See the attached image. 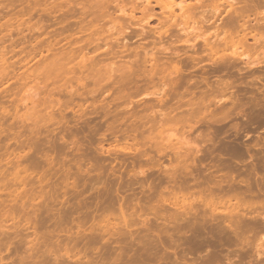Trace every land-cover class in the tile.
Wrapping results in <instances>:
<instances>
[{"label": "rangeland", "instance_id": "obj_1", "mask_svg": "<svg viewBox=\"0 0 264 264\" xmlns=\"http://www.w3.org/2000/svg\"><path fill=\"white\" fill-rule=\"evenodd\" d=\"M14 1H20V4L27 3L23 0H13V3ZM57 1L53 2L57 3ZM73 1L78 3L77 0ZM149 1L150 6L153 4L152 6L155 7L154 18L149 20L146 17L147 20L144 17L146 14L143 15L137 11L138 14L136 12L134 14L137 16L135 17L137 24L133 20L131 23L140 27L132 25L133 28L136 27L134 30L128 25L132 32H129L130 35L134 37L132 40L130 36L129 43L126 42L128 44L126 49L128 47L137 49L142 44L138 51L140 55L138 56L134 48L132 54L128 52L129 48L122 50L128 52L126 61H131L135 52L134 57L137 54L135 59L148 58L146 61L149 65L142 66L139 65L140 60H132L139 61L138 64L136 63L137 66H132V62L118 59L121 54L116 56L118 55L116 52L118 53L123 49L121 47L127 45L125 42L119 43L123 39H115L118 35L122 37L120 34L128 28V26L124 28L127 25L123 22L124 19L121 20L123 23H120L125 24L120 34L118 33L122 30L120 24V29L117 27L118 24L110 25L119 29L117 35L116 28L113 26L115 31L111 28L114 31H111L113 36L117 35L115 40L112 39L113 36L111 39L118 43V45L113 43L119 46L114 48L121 49L115 52L109 48L111 50L109 52L108 47L103 48L110 53L105 55V50L99 51L100 48L93 43L98 50L90 49L93 46L87 45L89 41L87 38L88 41L84 42L85 38L82 37L86 46L82 44L79 48L77 40L80 41L81 38L75 37L77 33H74L77 30L73 27L68 30V33L63 31L61 27L68 19H65V22L58 20L60 14L55 20L64 23L63 25L60 23L61 27H59L60 24L58 26L55 23L54 19L51 22L53 21L55 25L51 24L50 20L47 19V21L46 17L39 16L41 20H46V25L49 22L48 27L56 26L57 30L61 29L64 34L59 35L56 28L51 27L55 30L52 34V29L49 28V32L46 26L49 34H46L47 30L45 33L40 31L43 35L45 34L44 38L37 33L38 26L35 27L36 23H42V25L44 23L35 18L38 14L35 13V16H32L31 23L28 21L29 26L36 22L33 26L36 32L33 29L29 30L31 32L26 31L29 26L26 29L25 26L28 24L24 20L25 17L15 15L17 11H14L21 5L12 4V7L7 8V4L10 5L12 2L0 0L2 5V8L0 6V264H264V120L258 127L247 121L251 116V106L248 102L251 98L250 91L252 90L253 95V91L257 92L253 87L254 83L251 82L253 84L250 88V82L249 84L246 82L247 88L238 78L243 86L235 80V85L238 84L243 89L238 91L241 88L236 89L234 85L233 91L237 90V92L234 91L235 94L248 91L247 95L245 93L242 96V98L250 96L249 100L248 98L245 100L248 104L244 105L245 109L240 107L241 105L240 108L233 105L230 107L228 103L229 107H226L229 108L228 112L227 109L218 111L221 114L225 113L223 116L220 114L223 117L220 119L217 112L219 108L211 106L215 100L210 97L213 92L210 94V91H206L210 98L207 96V100L206 93H203L209 86L207 84H211L214 80L211 77L213 80L210 78L209 83L204 84L203 76L207 78L212 74L209 73L211 59L208 58V60L205 56L204 61L201 62L189 60L187 56L195 55V53L189 48L191 45H187L188 42H183L187 38L193 44L200 40L195 46L197 49L195 51L202 52L204 45L202 38L198 37L210 38L214 35V30L208 28L207 31L206 27V30L204 29L203 32L201 30V33L200 28L193 30L191 27L193 23H186V19L181 16L179 7L182 0H164L165 3L161 2L162 0ZM30 2L32 3L31 0ZM159 2L164 8L168 5L169 9L161 10L162 5L156 6ZM186 2H189L191 6L196 3L195 0ZM3 4L6 8H3ZM174 5H176L175 8ZM26 6H24L25 9H27ZM171 7L177 14L176 18L174 17L175 20L172 17H166L173 11ZM10 8L17 21L14 18L11 21ZM8 12L11 15H8ZM76 12L73 14L75 16L77 14L80 18V14ZM199 15L200 12H196L193 14V19H197ZM156 17L161 18L160 21ZM69 19L72 21L74 17L72 20ZM162 20L168 24L161 22ZM72 22L70 23L74 25ZM161 23L166 27L164 28ZM6 24L11 28H8ZM18 24L21 31L18 30ZM200 24V22L196 23L198 26ZM196 25L194 24V27ZM106 26H102V31L99 26L100 29L94 31L96 35L94 32L93 35L102 36L103 30L104 33L106 32ZM111 29L108 28L109 32ZM144 29L146 31L143 32ZM162 30L168 31L166 34L162 32L164 34L162 36L160 33ZM69 31L76 34L71 37L75 40H73L74 43L77 42L75 46L77 45L78 52L70 48L74 43L71 45L72 41L67 40L70 39ZM141 31L144 34H141ZM149 31H153L152 34H154L152 35ZM55 33L58 36L54 37ZM159 33L164 39L162 43L161 36L158 37ZM135 34L139 36L136 37ZM140 34L145 36L141 37ZM150 36H155L158 40ZM169 36L175 37L171 39ZM51 37L54 40H51L50 44L56 39H58L57 42L60 39V42L59 44L54 42L56 44L53 43L50 46L53 51L49 52L51 50L47 44L50 45ZM168 37L170 39H167ZM177 37V40L182 41L177 42ZM105 38H108L107 35ZM43 39L48 42L46 45ZM63 41L71 46L68 48L69 45L64 44ZM97 42L99 43L98 40ZM164 42L166 46H162ZM250 42L253 45L252 40ZM155 43L161 46L159 50ZM168 43L171 44L168 45ZM83 46L85 48L88 46L87 50L82 51ZM170 46L175 53L179 52L181 55L179 59L173 60L178 68L182 67L183 73H177V77L174 75L173 78L171 74L172 79L168 77L167 82L171 81L173 84L179 82L178 86L166 83L167 87H163V83L161 84L156 76L153 83L158 87H150V84L154 85L147 79L152 62L149 63V55L144 58L146 51L149 54V49L156 52L155 50L162 51L166 47L171 49ZM154 47L156 49L153 50ZM95 50L99 51V54ZM186 52L187 55H185ZM263 52L264 50L260 52L254 50V53H250L254 55V59L252 57L251 60L262 57ZM75 53H78V58L74 55ZM143 53H145L144 56ZM183 53H185L184 57ZM112 54L115 56L112 57ZM245 54L247 56V51ZM62 55L65 57L67 55V59L69 56L71 59L68 60L76 57L75 65L70 63L69 70L66 68L68 62L65 66L68 60ZM61 60H65V63ZM144 60L142 64L146 63ZM164 60L169 61L168 58ZM59 62L64 64L63 71L68 70V72L65 71L66 74L68 73L66 76L58 68L61 65ZM53 64H57V67ZM195 64H202V67ZM128 65L134 68V72L137 67V70L142 67L140 69L142 72L139 70L135 72L136 80L132 78V81H135L134 85L131 84V88L129 84L127 88L131 89H124L125 92L130 90V94L126 93L121 100L119 96H123L125 92L122 90L121 95L117 92L119 90L117 83L121 78L118 72L120 73L123 67L128 68ZM168 65L172 64L168 63ZM192 65L194 67H191ZM172 66H167L169 72ZM167 68L164 67V73L162 72L164 69L161 72L158 71L159 76L160 73L170 74ZM50 69H56V71L53 72ZM246 77L243 78L249 80V76ZM250 78L253 79L255 76ZM256 86L261 85L258 83ZM159 87H162L163 91ZM154 90L161 91L158 93L160 97H157ZM173 90L175 94H178L173 95ZM162 93L167 96L163 97ZM201 95H204L205 105L211 103L208 106L209 110L205 105L201 106V109L205 108V112L203 109L201 111L206 114L199 111L202 115L198 113L196 118L180 121L182 114L186 115L185 112L188 109H193L187 106L188 103L191 100H197ZM178 96L183 99H179ZM180 101L186 105L183 106L181 103L183 107L186 109L188 107L187 110L183 111L185 108L180 110L182 109ZM193 101L190 104L196 103ZM166 102L169 103L165 104ZM198 102L201 103V101ZM169 104L173 105L172 109L179 105L171 111ZM261 104L264 105V102ZM162 105H164V112ZM235 107H238V112L234 113ZM230 108H234L233 112L229 111ZM242 109L247 112L248 118ZM210 110L214 115H211ZM162 114L164 116L170 114L168 116L173 120L176 118L178 122H170L166 127V120L170 118L166 115L165 118H167L163 123ZM261 117L264 119L263 116ZM183 123H185L184 126ZM229 154H232L233 158L229 159ZM236 196L239 197V201ZM209 199H212L216 206L206 204Z\"/></svg>", "mask_w": 264, "mask_h": 264}, {"label": "bare ground", "instance_id": "obj_2", "mask_svg": "<svg viewBox=\"0 0 264 264\" xmlns=\"http://www.w3.org/2000/svg\"><path fill=\"white\" fill-rule=\"evenodd\" d=\"M3 1V0H2ZM9 1H11L12 3H10V5H9V3L7 4L8 6H7V8L10 6V7H12L14 4H18V6L19 5H21V7H19V8H16V5H15V8L16 9H14V11H17V12H15V15L17 14V15H19L20 17H25V18H27L28 17V19H25L24 18V20H25V22H26V24H28V25H26V24H24V26L26 27V29H27V27L29 26V23H31V18H32V16L36 13V14H38V18L35 16V18L39 21V22H41V21H43L44 23L46 22V20L48 19V20H50V22H51V20H53L54 19V21H55V23H57V25L59 26V24L61 23H63V22H65L64 20L65 19H68L67 20V22H65V24L61 27V24H60V26L59 27H61V29L64 31H67V33H68V30H71L73 27L77 30L76 32H74V33H77V35L76 34H74V36L75 37H77L78 39L79 38H81L80 39V41H78L77 40V38H75L76 40H77V42H73V37H71V36H73V34H72V32H70L69 31V33H71L69 36L67 35V37H69L70 39H67V37L66 36H64L68 41L69 40H71L72 42H70L71 43V45L73 44V47L71 46V45H69V44H67L68 42H66V41H63V43L64 44H66V45H69L68 46V48L70 47V48H72L74 51H79V49L77 50V45L75 46V44L77 43L78 44V46H79V48L81 47V45L83 44V45H85L84 44V42H87L88 40V43H87V45L88 46H93V44H95L98 48H100V50L99 51H101L103 48H107V50H115V52L118 50L119 51V49H121V48H123V49H121V51H119L118 53L116 52V54H118V55H116L117 57L121 54V56H119V60L121 61V60H123L124 59V62L127 60H125V58L127 57L126 55L128 54V52H130L131 54H132V52L134 51L133 50V48L134 49H136L135 47H133L132 49H131V47H128L129 48V51L128 52H124V51H122V50H124V49H126V47L128 46V44L127 43H129V41H130V39H132L134 36L133 35H130V33H132V32H130V29H129V26H136V25H134V23L135 24H137V22H136V18L135 17H137V16H135L134 14H135V12L138 14V12L140 11V13L141 14H143V15H145L144 17H145V19H147V18H149V20H150V18L152 19V18H154V16H155V14L153 13V9L155 8V7H153L154 5L153 4H151V6H150V1L149 0H77L78 1V3H74V1L72 0V2H70V1H62L61 0V2L58 0H55V1H57V3H55V2H53L54 0H31L32 1V3L30 2V0H23V1H27V3L26 2H22L21 4H20V1H14V3H13V0H9ZM50 1V2H49ZM76 1V0H75ZM157 2H158V0H156ZM161 1V0H160ZM164 0H162L161 2H163ZM187 0H182V3H181V5H180V3H179V5H180V7H179V9H180V13H181V16L183 17V18H185L186 19V23H188V24H192L193 23V26H191L192 27V29L193 30H197L198 28H200L199 30H200V33H201V30H202V32L203 31H205L206 29H205V27L207 28V31H208V28H209V30L212 28L213 30H214V35L212 36V37H210V38H205V37H198V38H202L201 39V41L203 42V48H202V52H197V51H195V50H197V49H195L196 47V44H198V42H200V40L194 45L193 43H190L189 41H190V39H188L187 37H185V38H187V39H185L183 42L184 43H187V45H191L189 48H191V49H193L194 51V53H195V55H188L187 57H189V60H192V61H194V60H198L199 62H201V61H204V58H205V56H207V58L206 59H211L210 61H208V62H210V63H212L211 64V67L209 66V73L211 74V75H213V76H209L208 74V77L206 78V77H204L203 76V78L205 79V83H204V80H203V83L206 85V82L207 83H209V80L208 79H210L211 77L214 79H212L211 78V80H213V82H214V84H213V82L211 81V84L209 83V84H207V85H209L208 87H206L207 88V90L205 89L204 91H203V93L205 94V99L207 98V96H208V98H209V94H207L208 92H206V91H210L209 93L211 94L212 92L213 93H215V94H213V96H211L210 95V97H213V98H211V99H215L214 100V103H215V101H216V103L214 104H212L211 105V103L208 105H205L206 104V100L208 99H204L203 98V96L201 97L200 96V98L198 97L197 98V100H195V101H193V100H191V102L193 101V102H196V103H194V104H190V103H188V105L187 106H191V107H193V109H188V107H187V109H188V111L187 112H185L186 113V115H183L182 114V116H179L180 118L182 117V119H180V121L181 120H183V121H189V120H191L192 118H196V117H198V115L199 114H201L202 115V113H203V111L205 110V108L203 109V107H204V105L206 106V109H208L209 107L208 106H213L214 108H216V106H217V108H219V109H217V112L221 109H223L222 111H226V107H229V104L228 103H230V107H231V105H233V107L234 106H240V107H243V108H245L244 107V105L246 104H248L245 100H247V98L248 97H250L251 96V98H250V101H248V102H250L249 104H250V106L248 105V109H249V107L251 108V110H250V112H251V116H249L250 118L249 119H247V121L248 122H250V124L251 125H256L255 127H258L259 125H261L262 124V121L264 120V119H261L262 117L261 116H263L264 117V115H262L261 113H263L264 114V105H262L261 103H263L264 102V52H263V56L262 57H259L258 59H256V60H251L252 59V57L254 56V55H251L252 53H254V50H256V52H260L261 50L263 51L264 50V0H195V5H189L188 3L189 2H186ZM5 2H7V0H5ZM16 2V3H15ZM52 2V3H51ZM1 3V2H0ZM24 3H26L27 4V6H26V4H24ZM163 3H165V2H163ZM13 4V5H12ZM24 4V5H23ZM169 4V3H168ZM171 4V3H170ZM173 4H174V2H173ZM4 5V4H3ZM12 5V6H11ZM153 5V6H152ZM158 5V7H159V5H162V4H160V2L159 3H156V6ZM167 5V4H166ZM1 6V8H2V5H0ZM6 5H4L3 6V8L5 7ZM17 6V7H18ZM24 6H26V8L27 9H25V7ZM173 6V5H172ZM175 6L176 5H174V8H175ZM151 7V8H150ZM153 7V8H152ZM161 7V6H160ZM6 8V7H5ZM128 8V9H127ZM152 9V10H150V9ZM162 8H163V10L165 9V8H168L169 9V7H168V5H167V7H163V5H162V7L160 8L161 10H162ZM172 8V7H171ZM174 8H172L173 9V11H171V10H169V11H171L170 12V14L168 15V16H166V17H169V18H171L172 17V19H174L175 20V18H176V16H177V14H175V12H174ZM20 9V10H19ZM1 10V9H0ZM5 10H7V9H5ZM76 10H77V12H78V14H80V18L78 17V15L76 14V16L74 15L75 14V12H76ZM151 12H150V11ZM13 11V10H12ZM11 11V8L9 9V12L11 13L12 12ZM20 11V12H19ZM138 11V12H137ZM141 11H143V12H141ZM149 11V12H148ZM194 11H196V12H200V15L197 17V19H193L194 18V16H193V14H195L196 12H194ZM1 12V11H0ZM9 12H8V15H11V14H9ZM21 12H23L22 14H21ZM76 12V13H77ZM145 12V13H144ZM148 12V13H147ZM155 12V11H154ZM14 12H12V19H11V21L12 20H16L17 21V19H16V17H13V14ZM18 13H20L21 15H23V16H21L20 14H18ZM74 13V14H73ZM163 13H165V12H163ZM169 13V12H168ZM59 14H60V16H72V14L74 15V16H72V17H66V18H61L60 16H59ZM63 14V15H62ZM69 14V15H68ZM136 14V15H137ZM41 15H42V17L44 16V18L46 19H43V20H41L40 19V17H41ZM60 17H58V16ZM148 15H149V17H148ZM163 15V14H162ZM167 15V14H166ZM40 16V17H39ZM56 17H58L57 19L58 20H62L63 22H60L59 23V21L58 20H55V18ZM73 17H74V19H73ZM76 17V18H75ZM77 17L79 18V19H77ZM147 17V18H146ZM175 17V18H174ZM14 18V19H13ZM69 18H71V20L73 19V20H75L74 22H72V21H69L70 19ZM157 18V17H156ZM168 18V19H169ZM21 19V18H20ZM20 19H18L19 21H21ZM35 19V20H36ZM124 19V20H123ZM161 19V18H160ZM160 19L159 18H157V20H159L160 21ZM168 19H165V20H168ZM23 20V21H24ZM32 20H33V18H32ZM47 20V21H48ZM121 20H123V22H126L127 23V25H121L120 23H123ZM132 20L133 21H135L133 24L131 23L132 22ZM148 20V19H147ZM10 21V20H9ZM18 21V22H19ZM28 21H30L29 23H28ZM37 21V22H38ZM57 21V22H56ZM69 21V22H68ZM129 23H128V22ZM146 21V20H145ZM33 22H35V21H33ZM70 22H72V23H74V25H72ZM161 22H165V23H167L168 24V22H166V21H161ZM199 22L201 23L199 26L198 25H196V23H198L199 24ZM12 23V22H11ZM11 23H10V25H11ZM22 24H23V22H21ZM36 23V22H35ZM34 23V24H35ZM43 23V25H42V23H36L35 24V27L36 26H38V27H36V31H38L37 33H39V34H41V35H43L42 34V32L43 33H45L46 31L45 30H47V27H48V23L49 22H47V25H46V23L44 24ZM70 23V24H69ZM76 23V24H75ZM130 23H131V25H130ZM146 23V22H145ZM144 23V24H145ZM159 23V22H158ZM5 24V23H4ZM20 24V23H19ZM18 24V30L20 29V25ZM34 24H30V26H29V28L26 30V31H29V30H34L35 31V27H33L34 26ZM38 24H41L42 26H40V25H38ZM51 24H53V21L51 22ZM102 24V25H101ZM109 24V25H108ZM111 24H115V26H116V24H118L117 25V27H119V24L121 25V29H122V27L124 26V28H126L128 25V28H126V30H124V29H122V30H119L120 29V27H119V29L118 28H116L114 25V27L116 28V33H117V30H119V34H120V31L122 32L123 30V34L121 33L120 35H122V37H120L119 35H118V33H117V35H115L114 34V36H113V33L112 32H114L115 31V29L113 28V26L111 27L110 25ZM194 24L196 25L195 27H197V28H195L194 27ZM7 25V24H6ZM5 25V26H6ZM10 25L8 26V28L10 27ZM17 25V24H16ZM31 25H32V27H31ZM53 25H55V24H53ZM106 26V32L104 33V30H103V34L105 35H107V37L108 38H105V36L103 35V34H101L102 36H103V39H101V37L102 36H100V35H97V36H94L93 35V32L94 31H96L98 28H99V26H101V31H102V26L103 27H105ZM161 25H163L164 26V24H162L161 23ZM160 25V26H161ZM22 27H23V25H21ZM47 26V27H46ZM133 26L132 27H130V28H133ZM141 26H144V25H141ZM25 27H24V30H25ZM51 27H55L56 28V26H50V27H48V30H49V28H50V30L52 29ZM109 29H111V28H113L114 29V31H113V29H111L110 30V32L112 33V35H111V33L109 32V30H108V28ZM136 27H140L139 25L138 26H136ZM136 27H134L133 29L135 30V28ZM166 27V25L164 26V28ZM169 27V26H168ZM167 27V28H168ZM8 28H3V29H8ZM11 28V27H10ZM58 28V27H57ZM57 28H56V32H58L59 33V35H60V33H61V35H64V34H62V32L63 31H61V29H60V31L59 30H57ZM145 28V27H144ZM163 27H161V29H162ZM23 29V28H22ZM100 29V28H99ZM98 29V30H99ZM105 29V28H104ZM128 29V30H127ZM133 29H131L132 31H134ZM141 29H143L142 27H141ZM156 29V28H155ZM154 29V30H155ZM169 29V28H168ZM171 29V28H170ZM169 29V30H170ZM205 29V30H204ZM12 29H10V31H11ZM48 30H47V33L46 34H49V32H50V30H49V32H48ZM108 30V31H107ZM159 30H160V28H159ZM172 30V29H171ZM198 30V31H199ZM5 31H9V30H5ZM19 31H21V30H19ZM23 31V30H22ZM35 31V32H36ZM40 31H42L41 33H40ZM53 31H55L54 29H52V31H51V33L53 34L54 32ZM101 31H98V32H101ZM127 31V32H126ZM143 32L144 31H146L145 29L144 30H142ZM141 31V32H142ZM157 31V30H156ZM166 31H168V30H166ZM166 31H159L160 33H164V34H166ZM24 32V31H23ZM29 32H31V31H29ZM97 32V33H98ZM126 34H125V33ZM130 32V33H129ZM141 33V34H144V33ZM149 32H151V31H149ZM153 32V31H152ZM152 32H151V34H152ZM158 32V31H157ZM170 32H172V31H170ZM51 33H50V35H51ZM148 33V32H147ZM159 33V36L158 37H160L161 36V34ZM162 33V36L164 35ZM23 34V33H22ZM26 34V33H25ZM38 34V35H39ZM79 34H81L80 36H79ZM94 34L96 35V33L94 32ZM140 34V35H141ZM145 34H146V32H145ZM150 34V35H151ZM154 34V33H153ZM152 34V35H153ZM156 34V33H155ZM182 34H184V33H182ZM204 34V33H203ZM41 35H39V36H41ZM55 35H57L58 36V34H54L53 36L54 37H56ZM108 35H110V36H108ZM157 35V34H156ZM169 34H167V36H168ZM171 35V34H170ZM174 35V34H173ZM211 35V34H210ZM7 36V35H6ZM45 36V34L42 36V37H44ZM99 36V38H94V37H98ZM111 36H113V38L112 39H114L116 36H117V38H115V39H118V40H120L119 38H121V40L122 41H119V43L120 44H122L121 42H123V44H124V42H125V44H127V45H124L125 46V48H124V46L123 47H121V45H120V47L121 48H119V49H116L117 47H119V46H117L118 45V43H117V41L115 42V41H113L112 39H111ZM130 36H132L131 38H130ZM135 36L137 37V36H139V35H136L135 34ZM143 36H145V35H141V37H143ZM148 36H149V34H148ZM160 37L161 39V43L163 42L162 40H164L163 39V37ZM172 36V35H171ZM176 36H180V35H177L176 34ZM187 36V35H186ZM203 36H205V35H203ZM60 37V36H59ZM85 38V41L83 42V38ZM141 37H138V38H141ZM150 37H152V39L155 37H153V36H150ZM149 37V38H150ZM157 37V38H158ZM170 37V36H169ZM167 38V39H170V38ZM173 37H175V36H173ZM173 37L171 38V39H173ZM178 37L176 38V40L178 39ZM25 38V37H24ZM33 38V37H32ZM45 38V37H44ZM64 38V39H65ZM88 40H87V39ZM130 38V39H129ZM198 38H197V40H198ZM36 39V38H35ZM39 39H40V37H39ZM56 39V38H55ZM99 39H101V40H99ZM114 39V40H115ZM128 39H129V41H128ZM151 39V38H150ZM151 39V40H152ZM155 40H158V39H156V37L154 38ZM26 40V39H25ZM44 40V42H45V45L48 43L45 39H43ZM49 40H50V42H49V44L51 43V40H54V39H52V37L51 38H49ZM48 40V41H49ZM57 40L58 39H56L54 42H56L57 44H59V42H60V39H59V41L57 42ZM97 40L99 41V43L101 42V44H99L98 42H97ZM133 40V39H132ZM137 40V39H136ZM155 40H154V42H155ZM180 41H182L181 39H179ZM179 40H177V42L179 41ZM250 40H252V42H253V45H251V42H250ZM75 41V40H74ZM83 42V43H81V44H79V42ZM113 41V42H112ZM128 41V42H127ZM166 42L168 41V40H165ZM179 41V42H180ZM39 42V41H38ZM38 42H37V44H38ZM43 42V43H44ZM53 42V43H54ZM66 42V43H65ZM91 44H90V43ZM115 42V44H117V45H115V44H113ZM127 42V43H126ZM137 42V41H136ZM170 42H172V41H170ZM173 42H174V40H173ZM201 42V43H202ZM22 43H24V42H22ZM41 43V42H40ZM52 43V44H53ZM56 43H54V44H56ZM63 43H61L62 45H63ZM93 43V44H92ZM131 43V42H130ZM142 43V42H141ZM140 43V44H141ZM148 43V42H147ZM183 43V44H184ZM26 44V43H25ZM52 44H50V45H48L47 44V47L48 48H50V46H52ZM113 44V45H112ZM146 43H144V45H145ZM153 44V43H152ZM151 44V45H152ZM165 44V42L162 44V46H166V44ZM171 44V43H170ZM169 43H168V45H170ZM176 44V43H175ZM182 44V43H181ZM13 45V44H12ZM61 45V46H62ZM91 46L92 48H90V49H96L95 47L96 46ZM101 45V46H100ZM102 45H103V47H102ZM110 45H112V46H110ZM142 45V44H141ZM140 45V46H141ZM155 45H158V49L157 50H159V44L157 43H155ZM167 45V46H168ZM53 46H55V45H53ZM86 46V45H85ZM85 46H83V50L82 51H85V49L87 50V48H88V46H87V48H85ZM117 46V47H116ZM129 46H130V44H129ZM139 46V47H140ZM143 46V45H142ZM141 46V47H142ZM149 46H150V44H149ZM154 46V45H153ZM152 46V47H153ZM172 46V45H171ZM171 46H170V48H171ZM199 46H200V44H199ZM47 47H45V48H47ZM63 47H64V45H63ZM102 47V48H101ZM114 47H116V48H114ZM139 47H137V49L135 50V52L137 51V54H138V51H139V49H141V47L139 48ZM161 47V46H160ZM16 48V47H15ZM53 48V47H52ZM98 48L96 49V50H98ZM110 48V49H109ZM114 48V49H113ZM128 48L126 49V50H128ZM149 48H151V46L149 47ZM165 48V47H164ZM197 48H198V46H197ZM260 48V49H259ZM42 49V48H41ZM54 49H56V48H54ZM130 49L132 50V51H130ZM143 49L145 50V47H143ZM146 49H148V47L146 48ZM154 49H156V47H154L153 48V50ZM172 49V48H171ZM171 49H167V47L164 49V50H162V51H157V50H155L156 52H154V51H151L152 49H149L150 50V52H149V54H148V52L146 51V55H145V57L144 58H146V56L147 55H149L148 57H149V63L150 62H152V64L150 63V68L151 69H149L148 71H149V78H147V79H149V81L152 83V84H154L153 83V81H155V79L154 78H156V76H158L156 79H159L160 81L159 82H161V84L163 85V87L164 86H166V83H168V85H170L169 83H172L173 84V82H167V78L169 77H171V74H173V76H172V78L173 77H175L176 75H178L177 73H180V72H182L181 71V69H182V67H181V69L180 68H178V65L174 62V58H180V53L178 54V53H175L174 51H173V49H172V51H171ZM191 49H189V50H191ZM248 49V50H247ZM260 51H259V50ZM48 50V49H47ZM49 50H51V48L49 49ZM48 50V51H49ZM89 50V49H88ZM95 50V51H96ZM103 50H105V55L106 54H110L109 52H111V50L108 52L106 49H103ZM125 50V51H126ZM175 50V49H174ZM258 50V51H257ZM47 51V52H48ZM53 51V49L51 50V51H49V52H52ZM81 51V52H82ZM92 51V50H91ZM90 51V52H91ZM95 51H93V52H95ZM98 51V52H99ZM106 51H107V53H106ZM144 51V52H145ZM171 51V52H170ZM192 51V50H191ZM246 51H247V53L248 54H250V55H248L247 54V56H246ZM250 51V52H249ZM251 51H253V52H251ZM33 52V51H32ZM39 52V51H38ZM60 52V51H59ZM97 52V51H96ZM97 52V53H98ZM104 52V51H103ZM102 52V53H103ZM135 52H134V54H135ZM170 52V53H169ZM206 54H205V53ZM245 52V53H244ZM29 53H30V51H29ZM72 53V52H71ZM74 53V52H73ZM85 53V52H84ZM89 53V52H88ZM126 53V54H125ZM129 53V54H130ZM28 54V53H27ZM47 54V53H46ZM58 54V53H57ZM67 54V53H66ZM70 53H68V55H69ZM78 54V53H77ZM77 54L75 53L74 55H76L77 56ZM79 54H80V52H79ZM92 54V53H91ZM99 54V53H98ZM131 54H130V56H128V58L130 59V57H131ZM134 54H133V57H134ZM136 54V55H137ZM141 54H142V52H141ZM144 54L145 53H143V56H144ZM185 53H183L182 54V56L184 55ZM203 54H205V55H203ZM43 55V54H42ZM74 55H73V57H74ZM125 55V56H124ZM135 55V57H134V59H133V57H131V61L130 62H132V66H137L136 65V63L137 62H139V61H137V62H135L136 60H140V62H141V64L139 63V65H144V64H146V65H149V64H147V59L148 58H146L145 60L144 59H139V57H138V59H135V58H137V56ZM140 54H138V56H139ZM185 55H187V52H186V54ZM257 55V54H256ZM35 56V55H34ZM64 55H62V57H63ZM72 56V55H71ZM70 56V57H71ZM98 56H101V55H98ZM110 56V55H109ZM113 56H115V54L113 55L112 54V57ZM123 56H124V58H123ZM244 56H246L247 58H248V60H244V58H246V57H244ZM251 56V58L249 59V57ZM72 57V58H73ZM79 57H80V55H79ZM82 57V56H81ZM102 57V56H101ZM111 57V58H112ZM140 57H142V56H140ZM184 57V56H183ZM30 58V57H29ZM48 58V57H47ZM64 58H66V60H68V59H71V58H69V56H68V59H67V55H66V57L64 56ZM74 58H76V57H74ZM72 59L73 60V62H71L72 60H68V61H66V64H65V66L67 65V62H68V65L70 64V63H73L74 64V62L76 61L75 59ZM77 58H78V56H77ZM102 58H104V57H102ZM101 58V59H102ZM107 57H105V59H106ZM114 58H116V57H114ZM122 58V59H121ZM165 58H168L169 59V61H165L164 59ZM28 59V58H27ZM46 59V58H45ZM81 59V58H80ZM85 59V58H84ZM100 59V58H99ZM100 59V60H101ZM182 59V58H181ZM208 59V60H209ZM253 59H254V57H253ZM42 60V59H41ZM132 60H135V61H132ZM142 60H144V62H146V63H143L142 64ZM147 60V61H146ZM62 62H64L65 63V60H61ZM129 61H126V62H129ZM183 61V60H182ZM188 61V60H187ZM187 61H185V62H187ZM42 62V61H41ZM62 62H59L61 65H59V66H61V67H59L58 66V68H60L62 71L65 69H62L63 68V66H64V64H62ZM90 62V61H89ZM123 62V61H122ZM134 62V63H133ZM198 62V63H199ZM35 63V62H34ZM58 63V64H59ZM78 63V62H77ZM92 64H93V62H91ZM100 63V62H99ZM168 63H171L172 65H168ZM28 64V63H27ZM43 64V63H42ZM89 64V63H88ZM126 64V63H125ZM131 64V63H130ZM138 64V63H137ZM209 64V63H208ZM39 65V64H38ZM54 65V64H53ZM57 65V64H56ZM56 65H54L55 67H57ZM68 65H67V69L69 70L70 68H71V64L69 65L70 67H68ZM75 65V64H74ZM99 65V64H98ZM145 65V66H146ZM195 65H198V64H195ZM86 66V65H85ZM91 66V65H90ZM89 66V67H90ZM93 66V65H92ZM96 66V65H95ZM123 66H125V65H123ZM123 66H121V67H123ZM129 66V65H128ZM166 66V68H167V66H172V67H170L171 68V71L169 72L168 70H169V67L167 68V71L170 73V74H168L167 72V74L168 75H166V73L165 74H163L164 72H165V69H164V67ZM199 66H201L202 67V64L201 65H198V67ZM208 66V65H207ZM80 67V66H79ZM88 67V68H89ZM191 67H194V65H192ZM54 68V67H53ZM78 68V67H77ZM90 68H92V67H90ZM120 68V67H119ZM124 68V67H123ZM123 68H121L120 69V73L118 72V74L121 76V78H120V76H119V78H120V80L118 81V83H117V86H118V84H119V87H118V91L117 92H119L118 94L119 95H121L122 93H123V91L122 90H126V89H131L132 88V86L134 85L133 83L135 82V81H132L133 79L134 80H136V77H135V72L137 71L138 72V70L140 71V69L142 68H140L139 67V69L137 70V68L135 69V72H134V68L133 67H131V66H129L128 68H127V66L124 68V70H123ZM206 69L208 68V67H205ZM65 70L66 72H68V70ZM146 69V68H145ZM162 69H164V70H162ZM193 69V68H192ZM53 69H50V71H52ZM55 71H56V69H54ZM54 70H53V72H54ZM72 70V69H71ZM83 70V69H82ZM143 70H144V68H143ZM161 70H162V72L163 73H160L161 75L159 76V72L158 71H160L161 72ZM195 70V69H194ZM205 70V69H204ZM65 71H63V74H65V76L68 74H66V72ZM145 71V70H144ZM136 72V73H137ZM140 72H142V71H140ZM133 73H134V77H132L133 76ZM146 73V72H145ZM144 73V74H145ZM183 73V72H182ZM259 73H261V74H259ZM48 74V73H47ZM76 74V73H75ZM142 74V73H141ZM143 74V75H144ZM163 74V75H162ZM255 74H258V75H255ZM165 75V76H164ZM175 75V76H174ZM204 75V74H203ZM137 76H139L140 77V75H137ZM142 76V75H141ZM163 76V77H162ZM206 76V75H205ZM246 76H249L248 78H249V80H251V81H249L248 79L246 80V79H244L243 77H245V78H247ZM250 76L253 78V76H255V78H253V79H251L250 78ZM56 77V76H55ZM82 77V76H81ZM138 77V78H139ZM145 77V75L143 76V78ZM160 77H161V79H160ZM177 77V76H176ZM215 77H216V79H215ZM53 78V77H52ZM133 78V79H132ZM142 78V79H143ZM145 78V79H146ZM172 78H170V79H172ZM240 80V81H242V83H244V85H246V82H248L247 84H249V82H250V84H251V82H253L252 84H253V87H254V89H256L257 90V92L255 91H253V93H254V95L252 94V90L250 91L251 92V94H250V96L248 95L247 97H243L242 98V96H244L243 94H245L246 93V95H247V93H248V91H246V92H243V94H242V92L240 93V92H238V94L236 93L235 94V90L237 89V87H239V85L238 84H240L241 82L238 80V79ZM243 78V79H242ZM55 79V78H54ZM60 80H62V79H60ZM70 80V79H69ZM78 80V79H77ZM235 80L236 81H239V83L237 84V85H235L236 83H235ZM243 80H246V81H244L243 82ZM253 80V81H252ZM51 81V80H50ZM66 81V80H65ZM81 81V80H80ZM141 81V80H140ZM173 81V80H172ZM179 81V80H178ZM201 81V80H200ZM76 82V81H75ZM107 82V81H106ZM158 82V81H157ZM156 82V83H157ZM175 82V81H174ZM257 82V83H256ZM114 83V82H113ZM179 83V82H178ZM178 83H176L177 84V86H178ZM202 83V82H201ZM242 83H241V85H242ZM258 83L261 85L260 87L259 86H256V85H258ZM57 84V83H56ZM130 84V87L131 88H127V87H129L128 85ZM131 84H132V86H131ZM150 84V83H149ZM175 84V83H174ZM173 84V85H174ZM175 84V85H176ZM252 84L251 85H249L250 86V88H251V86H252ZM43 85V84H42ZM46 85V84H45ZM156 84H154L153 86H151V84L149 85L150 87H154ZM157 85H159L160 86V84L159 83H157ZM236 86V89L233 91V88H235V86ZM114 86V85H113ZM112 86V87H113ZM116 86V87H117ZM123 86V87H122ZM126 88H125V87ZM243 86V85H242ZM247 86V85H246ZM246 86H244V88H246ZM156 87V86H155ZM158 87V86H157ZM156 87V88H157ZM167 87V86H166ZM165 87V88H166ZM156 88H154V89H156ZM159 88H161L162 89V91H163V88L162 87H159ZM175 88V87H174ZM239 88H241V86L239 87ZM247 88H248V86H247ZM246 88V89H247ZM140 89V88H139ZM171 89V88H170ZM183 89V88H182ZM209 89V90H208ZM243 88H241V89H238V91L239 90H242ZM246 89H244V90H246ZM253 89V88H252ZM253 89V90H254ZM53 90V89H52ZM125 90H124V92H125ZM160 90V89H159ZM172 90V89H171ZM175 90V89H174ZM174 90H173V93H174ZM179 90V89H178ZM203 90V89H202ZM201 90V91H202ZM243 90V91H244ZM247 90H249V89H247ZM135 91V90H134ZM155 91V93H157V97H160V96H158V93L159 92H161V91H157L156 92V90H154ZM180 91H182V90H180ZM180 91H179V94H180ZM91 92V91H90ZM89 92V93H90ZM129 92H130V90H129ZM129 92H125V94L123 93V96H119V98H121V97H123L124 98V96L126 95V93L128 94ZM150 92V91H149ZM172 92V91H171ZM178 92V91H177ZM236 92H237V90H236ZM107 93V92H106ZM154 93V92H153ZM154 93V94H155ZM166 93H169V92H166ZM182 93V92H181ZM184 93V92H183ZM202 93V94H203ZM49 94V93H48ZM130 94V93H129ZM163 94V93H162ZM161 94V95H162ZM170 94V93H169ZM176 94H178V93H176ZM175 93L173 94V95H176ZM240 94H242V95H240ZM53 95V94H52ZM51 95V96H52ZM131 95H132V92H131ZM130 95V96H131ZM215 95V96H214ZM253 95V96H252ZM133 96V95H132ZM155 96H156V94H155ZM165 96H167V94L165 95ZM164 96V94H163V97H165ZM180 96V95H179ZM178 96V97H179ZM174 97H176V96H174ZM215 97V98H214ZM115 98V97H114ZM173 98V97H172ZM180 98H182V97H179V99ZM170 99V98H169ZM178 99V100H179ZM183 99V98H182ZM200 99V100H199ZM202 99V100H201ZM203 99L205 100V101H203ZM210 99V98H209ZM121 100H122V98H121ZM168 100V99H167ZM176 100V99H175ZM177 100V101H178ZM248 100H249V98H248ZM116 101V100H115ZM162 101H164L163 99H162ZM186 100H184V102H185ZM198 101H201V103L200 102H198ZM204 102V104H203V102ZM244 101H245V103H244ZM121 102V101H120ZM164 103V102H163ZM169 102H166L165 104H168ZM181 103H182V105L183 106H186L185 104H183V102L182 101H180V106H182L181 105ZM199 103V104H198ZM207 103H209V102H207ZM172 104H173V102H172ZM172 104H169V105H171L170 107H169V109L172 111L173 109L175 110V107L177 106V105H179V104H177L176 106H174V108L172 109ZM201 104V105H200ZM158 105H160V104H158ZM168 105V106H169ZM203 105V107H202V109H203V111H201L202 109H201V106ZM245 105V106H246ZM163 106L164 105H162V111H163ZM167 106V105H166ZM179 106V107H180ZM182 106V109H180L181 111L183 110V108H185V107H183ZM194 106H196L195 108H194ZM238 107H235V109L237 110V108ZM239 107V108H240ZM166 108V107H165ZM165 108H164V110H165ZM225 108V109H224ZM186 108L183 110V111H185V110H187ZM229 109V108H228ZM228 109H227V112H228ZM231 109V108H230ZM232 109H234V108H232ZM231 109V110H232ZM246 109V108H245ZM173 110V111H174ZM180 110H179V113H181L180 112ZM190 110V111H189ZM192 110V111H191ZM209 110V109H208ZM208 110H206V111H208ZM212 110H214V109H212ZM231 110H229L230 112H233V110L231 111ZM234 111V113L235 112H238V110L237 111ZM243 111H244V109H242ZM177 112H178V110H176ZM175 111V112H176ZM199 111H201L202 113H199ZM222 111H219V112H222ZM261 111H263V112H261ZM164 112V111H163ZM189 112V114H187ZM205 112V111H204ZM210 113L211 112H213V111H209ZM214 112H215V110H214ZM218 112V113H219ZM230 112H229V114H230ZM244 112H246V111H244ZM261 112V113H260ZM199 113V114H198ZM176 114V113H175ZM203 114H206V113H203ZM207 114H208V112H207ZM221 113H219V115H220ZM223 114H225V113H223ZM223 114H221L222 116H223ZM237 114V113H236ZM240 114V113H239ZM247 114V112L245 113V116H247L246 115ZM163 115V114H162ZM167 115V114H166ZM165 115V116H166ZM168 115H170V114H168ZM167 115V116H168ZM179 115H181V114H179ZM197 115V116H196ZM211 115H214V113H211ZM216 115V114H215ZM218 116V117H220V119H221V117L222 116ZM240 115H242V113L240 114ZM239 115V116H240ZM164 116V115H163ZM165 116H164V118H163V123H165V119L167 118H165ZM184 116H185V118H184ZM207 116V115H206ZM230 116H233V115H230ZM229 116V117H230ZM236 116V115H235ZM234 116V117H235ZM244 116V115H243ZM242 116V117H243ZM178 117V116H177ZM215 117V116H214ZM216 117H217V115H216ZM217 117V119H219ZM228 117V118H229ZM237 117V116H236ZM168 118H170L169 116H168ZM174 118V117H173ZM223 118V117H222ZM247 118H248V116H247ZM49 119V118H48ZM204 119V118H203ZM219 119V120H220ZM225 119V118H224ZM236 119V118H235ZM238 119V118H237ZM169 120V121H168ZM167 121V123H165L166 125V127H167V125H168V123H170V122H173V121H177L178 122V120L175 118L174 120L172 119V117L170 118V119H167L166 120ZM47 122H49V121H47ZM264 122V121H263ZM162 122H160V124H161ZM173 124V123H172ZM184 124L185 123H183V126H184ZM190 124V123H189ZM40 125H42V124H40ZM174 126H175V124H173ZM177 125V124H176ZM162 126L163 127H165L164 126V124H162ZM248 126V125H247ZM158 128V127H157ZM159 128H161V126H159ZM157 130V129H156ZM164 130V129H163ZM158 131H160L159 129H158ZM162 132H164V131H162ZM158 135H159V132L157 133ZM163 134V133H162ZM162 137H163V135H161ZM159 138H160V136H159ZM163 138H165V137H163ZM162 138V139H163ZM163 141H165V140H163ZM181 148V147H180ZM229 159H231V158H233V155L232 154H229ZM236 198H238V200L236 199ZM236 200L237 201H239V197L238 196H236ZM212 200V199H211ZM210 199L208 200L209 202H207L206 204H209V205H214V206H216L215 204V202H213V200L211 201ZM207 201V200H206ZM218 204V203H217Z\"/></svg>", "mask_w": 264, "mask_h": 264}]
</instances>
